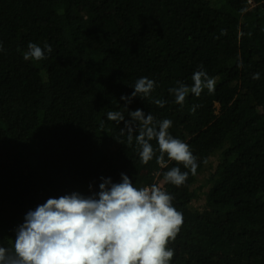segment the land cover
<instances>
[{
    "label": "trees",
    "instance_id": "obj_1",
    "mask_svg": "<svg viewBox=\"0 0 264 264\" xmlns=\"http://www.w3.org/2000/svg\"><path fill=\"white\" fill-rule=\"evenodd\" d=\"M29 42L52 52L25 60ZM0 43V246L48 198L91 196L124 173L138 189L161 185L182 214L170 264H264V2L0 0ZM201 66L215 92L181 107L169 89ZM141 77L155 88L126 108ZM136 109L171 120L197 158L183 185L165 182L187 169L158 163L155 139L144 164L138 131L129 144L124 122L107 119Z\"/></svg>",
    "mask_w": 264,
    "mask_h": 264
},
{
    "label": "clouds",
    "instance_id": "obj_2",
    "mask_svg": "<svg viewBox=\"0 0 264 264\" xmlns=\"http://www.w3.org/2000/svg\"><path fill=\"white\" fill-rule=\"evenodd\" d=\"M24 52L25 60L40 61L52 52L50 45L43 48L29 42ZM0 51L3 45L0 43ZM259 79V73L252 74ZM192 85L180 81L170 88L175 103L184 106L189 93L199 97L204 89L215 92L216 79L210 78L202 66L194 71ZM131 96L120 97L125 107L136 96L150 95L155 81L147 77L136 80ZM163 108L167 101L154 100ZM198 105H193V114ZM130 120L120 111H109L107 119L120 124L127 131L128 143L135 141L141 162L147 164L155 152L152 140L158 144L157 161L183 165L172 167L164 173V180L177 187L183 185L189 172L196 174L197 158L189 146L169 133L172 121L156 120L141 109L129 111ZM103 126V122L101 123ZM100 191L91 196L73 192L59 198H48L35 210H29L24 223L19 225L11 248L0 246V264H170L174 251L168 242L174 240L182 224V214L172 205L173 197L157 185L136 188L129 177L121 173V181L101 177ZM91 187V186H90Z\"/></svg>",
    "mask_w": 264,
    "mask_h": 264
},
{
    "label": "built area",
    "instance_id": "obj_3",
    "mask_svg": "<svg viewBox=\"0 0 264 264\" xmlns=\"http://www.w3.org/2000/svg\"><path fill=\"white\" fill-rule=\"evenodd\" d=\"M258 2H264V0H247L248 5H253L254 3H258ZM159 187H161V185H158Z\"/></svg>",
    "mask_w": 264,
    "mask_h": 264
},
{
    "label": "rangeland",
    "instance_id": "obj_4",
    "mask_svg": "<svg viewBox=\"0 0 264 264\" xmlns=\"http://www.w3.org/2000/svg\"><path fill=\"white\" fill-rule=\"evenodd\" d=\"M211 160H212V159H211ZM215 161H216V160L213 159V163H215ZM202 177L204 178V175H203ZM203 178H202V179H203Z\"/></svg>",
    "mask_w": 264,
    "mask_h": 264
}]
</instances>
